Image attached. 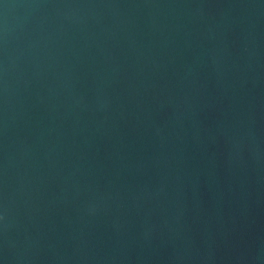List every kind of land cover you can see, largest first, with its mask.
Masks as SVG:
<instances>
[{
  "label": "water",
  "instance_id": "1",
  "mask_svg": "<svg viewBox=\"0 0 264 264\" xmlns=\"http://www.w3.org/2000/svg\"><path fill=\"white\" fill-rule=\"evenodd\" d=\"M0 264H264V0H0Z\"/></svg>",
  "mask_w": 264,
  "mask_h": 264
}]
</instances>
